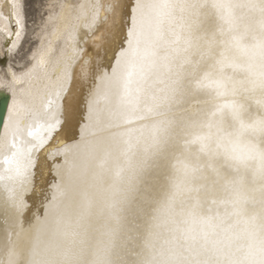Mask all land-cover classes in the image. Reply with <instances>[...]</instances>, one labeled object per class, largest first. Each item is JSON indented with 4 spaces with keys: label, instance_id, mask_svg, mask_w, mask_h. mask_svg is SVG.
Here are the masks:
<instances>
[{
    "label": "snow or ice",
    "instance_id": "1",
    "mask_svg": "<svg viewBox=\"0 0 264 264\" xmlns=\"http://www.w3.org/2000/svg\"><path fill=\"white\" fill-rule=\"evenodd\" d=\"M25 7L0 0V264H264V0H44L34 40Z\"/></svg>",
    "mask_w": 264,
    "mask_h": 264
},
{
    "label": "bare ground",
    "instance_id": "2",
    "mask_svg": "<svg viewBox=\"0 0 264 264\" xmlns=\"http://www.w3.org/2000/svg\"><path fill=\"white\" fill-rule=\"evenodd\" d=\"M26 2V0H25ZM66 3L75 4V3H81L85 2V0H64ZM102 3L108 2V0H101ZM25 17H26V11H25ZM27 19V18H26ZM85 49L87 51L93 50L92 45V39L89 38V43L85 45ZM96 51H99L101 53V57H103V48L97 47L95 49ZM0 62L8 65L9 58L5 56L3 53H0ZM11 97L7 92L0 91V121H2V117L6 118L7 111L9 107L11 106ZM74 124V121H73ZM73 132L77 131L75 128L72 129ZM69 143H71V140H69ZM55 176L54 172H49L47 169L44 170L43 175L37 177L36 181L33 184V187L29 189V191L26 193V200L30 205L35 204V206L38 208L41 202L44 200V197L48 195L49 185L53 182V178Z\"/></svg>",
    "mask_w": 264,
    "mask_h": 264
},
{
    "label": "rangeland",
    "instance_id": "3",
    "mask_svg": "<svg viewBox=\"0 0 264 264\" xmlns=\"http://www.w3.org/2000/svg\"><path fill=\"white\" fill-rule=\"evenodd\" d=\"M43 2H44V0H26V2H25L26 18H27V22L29 24V39L34 40V37H32V29L34 27L33 20L39 19L38 9H40L41 3H43ZM35 46H36L35 43H25L24 49H25V51H27L29 48H34ZM3 67H6V65L3 64L2 62H0V68H3Z\"/></svg>",
    "mask_w": 264,
    "mask_h": 264
}]
</instances>
